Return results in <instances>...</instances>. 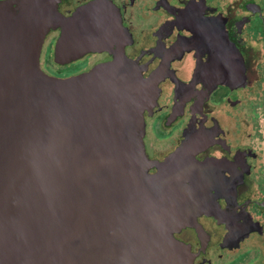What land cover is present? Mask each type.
I'll return each instance as SVG.
<instances>
[{
  "label": "water",
  "instance_id": "water-1",
  "mask_svg": "<svg viewBox=\"0 0 264 264\" xmlns=\"http://www.w3.org/2000/svg\"><path fill=\"white\" fill-rule=\"evenodd\" d=\"M58 1L0 4V264H185L172 234L192 199L218 210L213 163L190 141L147 159L143 99L120 63L67 79L40 70L49 29L62 28L60 64L101 47L91 7L62 19Z\"/></svg>",
  "mask_w": 264,
  "mask_h": 264
},
{
  "label": "flooded vegetation",
  "instance_id": "flooded-vegetation-1",
  "mask_svg": "<svg viewBox=\"0 0 264 264\" xmlns=\"http://www.w3.org/2000/svg\"><path fill=\"white\" fill-rule=\"evenodd\" d=\"M85 7L101 47L60 64L62 28L49 29L40 70L57 79L114 62L129 70L147 159L159 165L190 141L189 155L215 168L218 210L192 199L172 234L185 264H264V0H59L56 11L68 19ZM197 28L211 47L198 45Z\"/></svg>",
  "mask_w": 264,
  "mask_h": 264
}]
</instances>
